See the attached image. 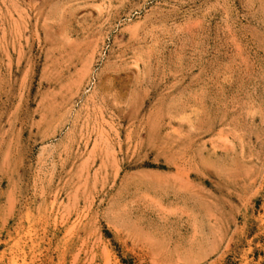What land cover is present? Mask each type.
I'll return each instance as SVG.
<instances>
[{
	"label": "rangeland",
	"instance_id": "rangeland-1",
	"mask_svg": "<svg viewBox=\"0 0 264 264\" xmlns=\"http://www.w3.org/2000/svg\"><path fill=\"white\" fill-rule=\"evenodd\" d=\"M0 264H264V0H0Z\"/></svg>",
	"mask_w": 264,
	"mask_h": 264
}]
</instances>
